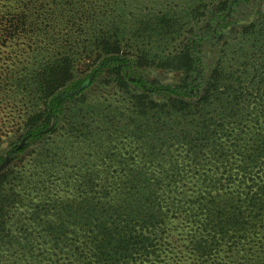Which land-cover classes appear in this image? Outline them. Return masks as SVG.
Here are the masks:
<instances>
[{
    "label": "trees",
    "instance_id": "trees-1",
    "mask_svg": "<svg viewBox=\"0 0 264 264\" xmlns=\"http://www.w3.org/2000/svg\"><path fill=\"white\" fill-rule=\"evenodd\" d=\"M180 1V5L170 7L163 17L134 18L141 21L137 29L121 21L113 33L104 35L95 45L99 51L95 55L97 60H103L92 70L87 86L77 93L59 95L58 90L63 86L59 84L60 66L57 63L48 66L51 82L41 90V112L23 124L20 130L25 131L22 137H26V143L15 159L6 161L9 164L22 154L21 160L27 156L32 161L36 159L48 171H38V174L20 171L17 175L12 171L0 172L2 247L10 252L13 247L20 248L23 254L9 253L8 259L17 256L28 264H44L46 252L67 247L70 264H176L175 249L163 228L168 221L181 219L188 222L182 225V230H186V244L182 247L190 254L181 264H264V175L256 177L254 171H240V178L232 185L234 189L215 195L202 188L193 190L184 176L167 171L87 175L88 178L81 179L80 186L79 178L75 180L78 188L72 191L58 188L59 184L55 183L56 179L69 183L65 171H53L57 168V158L62 156V151L57 153L59 142L56 140L62 131L65 137L67 131L72 133L75 129L74 118L68 114L73 106L81 105L74 104L78 100L86 102L85 93L93 86L95 90L110 87L119 101V95L123 100L127 98L128 105L110 104L107 99L100 104L102 109L114 114L113 120L119 118L127 126L140 123L137 136L144 142L150 139L154 148L159 145L162 150L176 143L174 138L179 133L172 128L166 134L158 132V126L143 123L147 117L160 121L159 114L167 113L164 117L169 119L173 111L182 122L194 121L207 109L211 110L219 98L221 86L216 85L214 74L209 75L204 68L206 47L210 45L206 43L213 36L235 39L241 50L249 51L243 57L254 62L248 65L250 72H260L256 84L264 93V3L260 8L261 5L256 6L258 0ZM241 9L248 11L249 20L238 19ZM27 20V17L19 19L18 28L13 31V19L2 21L0 0V44L25 40L21 35L12 34H17L19 26L30 37L37 36ZM174 33L181 34L186 43L179 57L174 61L165 60L167 67L179 71V78L163 97L167 104L161 106L153 101L154 95L148 90V86L154 88L160 84L144 67L149 62L148 53L132 51V47L144 46L147 41ZM222 71L216 72L218 77ZM241 84L254 87L255 81L243 80ZM238 99L234 97L236 104ZM116 105H122L123 110ZM236 108L231 111L247 115L244 103ZM242 126L248 127L244 123ZM177 128L189 130L191 127ZM252 129L258 138L250 149L251 162L264 164L263 113ZM193 135L200 137V129L180 134L184 140ZM29 205L33 207L31 211ZM23 213L30 214L24 222ZM14 225L21 229L15 236Z\"/></svg>",
    "mask_w": 264,
    "mask_h": 264
},
{
    "label": "rangeland",
    "instance_id": "rangeland-1",
    "mask_svg": "<svg viewBox=\"0 0 264 264\" xmlns=\"http://www.w3.org/2000/svg\"><path fill=\"white\" fill-rule=\"evenodd\" d=\"M263 3V0H258L256 6L261 5L262 8ZM180 4V0H2V21L13 19L14 31L18 28L17 21L27 17L29 26L36 30L37 36L30 37L24 33L26 29L19 26L17 34H12L21 35L25 40L16 39L5 46L0 44V172L12 171L13 175H17L20 171L36 174L38 171H48L36 159L32 161L27 156L21 160L22 154L18 156L19 159L14 160V157L26 143V137H22L25 131L20 129L29 117L40 113L43 107L40 93L51 82L48 78L49 65L57 63L60 66L59 84L63 86L58 90L59 95L77 93L87 86L92 70L103 60H97L95 55L99 51L95 50V45L104 35L113 33L121 21L137 29L140 20L149 19L150 15L163 17L170 7ZM247 12L241 9L237 13L238 19L249 20L251 16ZM138 16L145 17L134 20ZM211 39L206 43L210 45L206 47L204 68L209 75L214 74L216 85L221 86L220 94H217L219 98L214 101L211 110L207 109L202 117L188 122H182L173 111L169 119L164 117L167 113L159 114L160 121L147 117L143 123L158 126V132L166 134L172 128L179 133V137L174 138L176 143L164 146L162 150L159 145L154 148L150 139L144 142L137 136L140 123L127 126L119 118L113 120L114 114L102 109L100 104L107 99L110 104L123 102L128 105L125 101L127 98L123 100L119 95V101L110 87L103 90H95L94 86L89 88L85 93L86 102L80 103L78 100L74 104L81 105L73 106L68 114L74 118L75 129L72 133L67 131L65 137L62 131L56 140V143L59 142L57 153L62 151V156L61 159L57 158V168L53 171H65L69 180L66 185L62 179H56L58 188L72 191L78 188L75 180L79 178L77 184L80 186L81 179L88 178L87 175L113 174L115 171H167L184 176L193 190L202 188L215 195L234 189L232 185L240 178V171H254L256 177L262 178L264 164H252L250 150L258 138L252 127L260 114L264 115V93L258 90L256 84L260 72H250L248 65H254V62L243 57L249 51L241 50V46L236 45L237 40L216 36ZM182 40L181 34L174 33L147 41L144 46L132 47V51L148 53L149 62L144 67L160 81L154 88L148 86V90L154 95L153 101L161 106L167 104L163 97L179 78V71L167 67L165 60L170 58L174 61L179 57L186 43ZM220 70H223L222 75L218 77L216 72ZM252 79L255 81L254 87L242 86L243 80L248 82ZM142 86L146 87V84ZM234 97H239V104H236ZM243 103L247 115L231 111V108ZM116 106L123 108L122 105ZM243 123L248 127L242 126ZM184 126L191 128H177ZM196 127L201 131L200 137L193 135L184 140L180 136L182 133L199 131ZM10 158H14L13 162L6 164ZM29 206L31 211L33 207ZM22 215L24 222L30 214ZM30 222L32 224L33 220L30 219ZM187 224V220L173 219L163 228L175 249L173 258L176 264L183 263L190 256L189 251L182 247L186 244V230H182V225ZM17 226L14 225L12 229L14 236L21 231ZM12 249L14 254L23 255L22 249ZM12 252L2 247L1 238L0 264H14L12 260L16 264H28L17 256L8 259ZM44 257L47 259L44 264H70L71 261L67 247L50 250Z\"/></svg>",
    "mask_w": 264,
    "mask_h": 264
}]
</instances>
